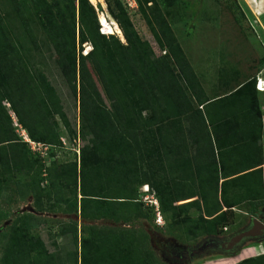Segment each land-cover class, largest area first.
<instances>
[{"label": "trees", "instance_id": "1", "mask_svg": "<svg viewBox=\"0 0 264 264\" xmlns=\"http://www.w3.org/2000/svg\"><path fill=\"white\" fill-rule=\"evenodd\" d=\"M143 1L138 0V3L143 5ZM105 2L124 40L115 33L100 32L97 12L90 0H51L50 6L42 7L37 2L33 5L36 24L56 50L70 82H74L75 95L79 93L80 116L93 134L90 147L84 146L82 151L80 148L79 162L77 159H53L50 165L44 160L47 156L34 153L28 142L20 139L11 113L3 102H9L18 122L35 141L62 145L58 123L51 119L58 115L66 128L70 124L56 90L41 73L34 77L25 59L22 32L7 22L0 12V193L3 180H12L14 172L24 171L30 181L28 185L17 184L21 199L31 195L35 207L42 209L43 199H49L51 191L55 192V199L67 204L64 210L77 213L83 221L81 224L64 222L58 226L55 233L71 232L75 243V249L67 251L62 258L50 252L39 235L30 232L36 225L32 221L36 215L25 212L2 233L0 264H168L161 261L148 245L147 230L133 226L138 220L146 219L152 228L163 232L165 229L169 233L185 232L190 239L220 235L229 223L227 213L232 206L229 201H226V210L216 201L212 207H204L206 214L198 208L195 215L187 206L193 205L194 199L174 200L172 205L186 206L172 208L169 200L158 194L159 210L165 217V225L161 227L159 225L163 224L156 222L155 205L141 199L140 188L146 178L154 177L152 160L160 142L161 124L167 120L160 119V115L176 116L194 107L192 81H197V77L154 0H145V3L151 2L150 7L155 5L152 13L155 20L152 21L144 9L142 13L154 32V24L159 23L164 36L158 40L167 48L168 55H154L149 42L135 28L122 0ZM21 21L23 32L36 42L34 27L23 16ZM76 28L77 33L74 32ZM86 42H90L92 48L84 55L77 53L78 43ZM86 60L91 63L97 79L92 76ZM37 78L39 84L35 82ZM95 80L101 82L112 101L111 108L104 103ZM182 81L188 86H183ZM77 83L79 92L76 91ZM118 86L125 89L126 96L135 97L133 104L129 106L117 98ZM254 86L253 77L229 96L245 95L249 109L257 115L254 128L261 139L263 124ZM145 110L151 111L150 118L142 114ZM53 152L51 150L49 155L53 156ZM256 161L250 162L247 174V208L251 217L264 221L260 216L264 208L261 167L264 157L259 156ZM102 169L105 172H101ZM68 184L73 193L70 198L63 192V185ZM122 191L124 194H119ZM49 207L54 209L51 204ZM85 220L112 221L121 225H87ZM250 242L247 246H259L256 239ZM239 251L231 255L235 256ZM234 264H264V251Z\"/></svg>", "mask_w": 264, "mask_h": 264}, {"label": "rangeland", "instance_id": "2", "mask_svg": "<svg viewBox=\"0 0 264 264\" xmlns=\"http://www.w3.org/2000/svg\"><path fill=\"white\" fill-rule=\"evenodd\" d=\"M68 1L71 2L73 0ZM122 1L127 8L128 14L135 28L140 33L141 37L149 42L154 55H164L165 53L168 55L167 48L163 47L158 40V37L162 38L164 36L163 32L160 30L159 23L156 22V24H154L156 27V32H154L147 23L145 14L142 13L144 9L147 16L154 21L155 18L152 13L155 5L158 6L162 14L165 16L166 22L191 62L195 59V51L200 48H209L211 53L214 54V59H217L218 54L222 53V51H226V56L232 58V63H227L229 68H226L227 71L225 72L226 78L228 79L226 81V89L230 86L234 87L236 82L241 81L243 76L248 75L251 71V67L254 68L258 65H263V55L262 52H260L258 41L256 40L257 25L255 24V16L246 10L245 0H154L155 5L152 7H150L151 2L145 3V0L143 1V5L141 4L142 1L138 3V0ZM35 2L42 7L50 6L51 4V0H0V12L7 22L16 25L15 27L20 29L19 32H22L20 35H23V42L26 48L24 51V55L26 56L25 59L33 70L34 77L36 78L38 73H41L42 76L47 79L50 87H53L59 95L61 109L65 112L70 124V127L66 128L58 115H55V118L51 119L58 123L60 140L61 137H65L67 140L69 139L67 145L76 149L80 147L82 151L84 146L88 145L90 147V139L93 137V134L88 127H86V124L84 125V120L82 119V116H80L79 93L75 95L74 82H70L69 77L63 71V65L58 58L56 50L36 24L35 19L37 17L34 12L35 9L33 8ZM92 3L97 12L98 23L101 27L100 32L104 33L105 28L102 25L100 17L104 14L107 20H109V17H112L110 16L107 3L105 0ZM21 14L23 18L34 27L33 30L34 35L36 36V42L31 40L28 34L23 32V29L21 28ZM74 32L77 33L78 29L76 28V31ZM114 33L124 40L122 33L121 36L119 33ZM91 48L92 45L90 42L81 45L78 43L77 53H82L84 55ZM245 48L250 55L246 56L242 53L245 51ZM86 62L92 76L97 79L91 63L88 60H86ZM35 82L36 84L40 83L38 78ZM95 83L97 89L101 93L104 103L108 108H111L112 101L108 99L101 82L95 80ZM181 83L184 84L183 86H188L186 81H182ZM76 91L79 92V83H77ZM124 93L125 89L118 86L117 98H119L120 101L127 102L130 106L135 101V97H128ZM3 104L11 113L16 133L21 140L26 141L24 140L25 138H23L24 133L26 134V130L20 125L17 116L10 109L9 102L4 101ZM142 114L147 118L152 116L150 110H145ZM61 143L62 145H60V148L56 146L52 147L51 150H54L53 156L48 155L45 157L44 160L46 165H50L53 159L58 161L77 159V162H79L80 158L78 159V156L74 155L73 149H69V147L62 148V146H64L62 140ZM104 156L106 157L107 155L104 154ZM103 159L104 158L102 157V160ZM61 168H59V170ZM101 172L105 171L102 169ZM14 175L15 177H13L12 180H3L1 185L0 257L2 255V233L8 230L9 227L15 223L16 219L22 217L25 212H29L36 215V219L32 220L36 225L30 229V232L34 235H39L50 252H55L58 254V257L64 258L67 251L75 249V243L71 232H68L65 235L56 234L55 232L58 229V226L64 222H78V224H81L83 221L78 217L77 213L75 214L64 210L67 204L59 203L57 199H55V192L51 191L49 199H47L48 197L43 199L44 207L42 209L35 207L34 199L31 195L26 197V199H21L17 184L28 185L30 176L24 171H16L14 172ZM43 176L45 177V175ZM47 180L44 181V184L47 183ZM47 185L48 184L45 186ZM63 186L64 195L69 198L72 197L73 193L71 192V185L68 184L67 186ZM139 191L141 193L143 188L141 187ZM119 194L122 195L124 193L122 191ZM209 195L217 196V191H212ZM216 201L217 200L214 201L208 199L207 204L208 206H211L212 204H215ZM50 204L52 208H54L53 210L48 209L50 208ZM262 211L263 215L264 208ZM247 220L248 217L245 218V221ZM138 221L139 222L135 223L133 226L136 229L147 230L149 237L148 245L153 249L154 253L161 261L168 264H221L220 260L225 261L226 264H230L234 262V260H232L233 258L240 255L225 256L224 253H220L217 250L210 248L209 250H206L207 248L205 249L206 246L211 245L212 238L220 239L224 235H227L226 233L220 235H202L198 238L190 239L185 235V232L174 231L169 233L167 229L163 232L156 228H152L146 219ZM84 223L87 225H121V223L116 224L112 221L104 222L99 220H85ZM238 225L240 226L241 224ZM256 240L259 243L260 248L263 250L264 237H258ZM250 243V241H247L244 243V246H247ZM190 250L198 252L194 253L195 255L186 261H178L173 257L175 252L181 255L182 252H189ZM243 254H245V252H243Z\"/></svg>", "mask_w": 264, "mask_h": 264}, {"label": "crops", "instance_id": "3", "mask_svg": "<svg viewBox=\"0 0 264 264\" xmlns=\"http://www.w3.org/2000/svg\"><path fill=\"white\" fill-rule=\"evenodd\" d=\"M245 2L246 10L255 16L256 40L263 55V65L251 67L248 75L243 76L234 87L226 89L227 63H232L226 51L214 59L209 48H200L195 51L192 62L187 57L197 77V81H192L195 89L192 102L198 110L192 106L191 110L189 108L171 117L161 113L160 119L167 120L161 124L160 142L158 146L155 145L157 152L152 160L154 177L151 180L146 178L144 182L157 199L158 194L167 198L172 208L186 206H174V200L185 197L194 199L195 203L187 206L195 215L199 212L198 208L203 212L208 199L221 202L223 210L227 209L226 201H229L232 204L227 213L229 223L224 226L223 234L241 229L248 223L251 217L246 196L248 169L251 161L258 160L259 156L264 157V0ZM247 52L245 48L242 53L250 55ZM253 77L263 124L261 139L254 128L257 115L249 109L245 95L229 96ZM261 167L264 185V163ZM215 190L217 196L209 195ZM158 211L163 221V225L159 226L163 227L165 217ZM203 214H206L205 211ZM259 251H264L260 245L258 249L255 246H244L238 253L240 255L233 258L234 262L230 264L255 256Z\"/></svg>", "mask_w": 264, "mask_h": 264}, {"label": "flooded vegetation", "instance_id": "4", "mask_svg": "<svg viewBox=\"0 0 264 264\" xmlns=\"http://www.w3.org/2000/svg\"><path fill=\"white\" fill-rule=\"evenodd\" d=\"M264 217L263 215H260ZM254 218V217H253ZM252 217L249 218L248 223L241 229H237L235 231L226 233L227 235H224L222 238L220 239H211V245H208L205 247L206 250L210 249H214L219 251L220 253H224V255H231L234 252L240 250L243 246L244 243L247 241H251L253 240L252 238L255 237H242L238 242L234 243V244H230L231 240L233 237H235L236 235H238L239 233L247 230V228L250 227V224L252 223ZM198 252V251H197ZM197 252H193V250H190L189 252H182L181 255L177 254V252L174 253L173 257L174 259H177L178 261H186L189 258H192L193 255H195L194 253Z\"/></svg>", "mask_w": 264, "mask_h": 264}, {"label": "built area", "instance_id": "5", "mask_svg": "<svg viewBox=\"0 0 264 264\" xmlns=\"http://www.w3.org/2000/svg\"><path fill=\"white\" fill-rule=\"evenodd\" d=\"M25 138L24 140H26L27 142H29V146L31 148L32 151H34V153H37L39 155H44V156H48L52 147H55V145H50V144H46L40 141H35L33 139H31L29 137V135L24 133L23 135ZM61 140L63 141V145L62 148H67L69 147V149H73V153L74 155L78 156V159L80 158V147L76 148H72L69 145H67V141H69V139L67 140L65 137H61ZM71 141V140H70ZM56 147L60 148V145H56ZM145 187V189H144ZM143 194L141 195V199L146 203V204H154L155 208H156V212H157V217H156V222L159 224H163L162 221V216L160 215L158 209H159V202L158 199L155 197V194L153 193V191H151V188L148 185H143Z\"/></svg>", "mask_w": 264, "mask_h": 264}, {"label": "water", "instance_id": "6", "mask_svg": "<svg viewBox=\"0 0 264 264\" xmlns=\"http://www.w3.org/2000/svg\"><path fill=\"white\" fill-rule=\"evenodd\" d=\"M255 237L257 239L258 237L263 238L264 237V221L260 218L254 217L252 219V223L250 224V227L247 228V230L239 233L235 237L232 238L230 244H234L238 242L242 237Z\"/></svg>", "mask_w": 264, "mask_h": 264}, {"label": "bare ground", "instance_id": "7", "mask_svg": "<svg viewBox=\"0 0 264 264\" xmlns=\"http://www.w3.org/2000/svg\"><path fill=\"white\" fill-rule=\"evenodd\" d=\"M91 1L92 2H95V1L96 2H102L103 0H91ZM108 19L109 20H107L105 14L100 17V20L102 22V25L105 28L104 33H107L108 34V33H114V32H116V33H119V35L121 36V33L122 32H121L120 27H119L118 23L116 22V20L113 17H109Z\"/></svg>", "mask_w": 264, "mask_h": 264}]
</instances>
